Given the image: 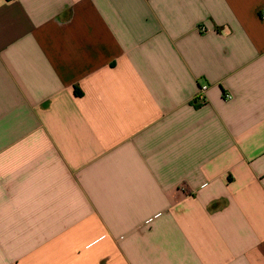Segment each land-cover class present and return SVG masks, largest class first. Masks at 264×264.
Segmentation results:
<instances>
[{"label": "crops", "instance_id": "1", "mask_svg": "<svg viewBox=\"0 0 264 264\" xmlns=\"http://www.w3.org/2000/svg\"><path fill=\"white\" fill-rule=\"evenodd\" d=\"M0 264H264V0H0Z\"/></svg>", "mask_w": 264, "mask_h": 264}, {"label": "built area", "instance_id": "2", "mask_svg": "<svg viewBox=\"0 0 264 264\" xmlns=\"http://www.w3.org/2000/svg\"><path fill=\"white\" fill-rule=\"evenodd\" d=\"M208 87L207 86H202L201 89H200V92H199V95H198V100L199 101H202V102H205V92L207 91ZM232 98V96H227V99L230 100Z\"/></svg>", "mask_w": 264, "mask_h": 264}]
</instances>
